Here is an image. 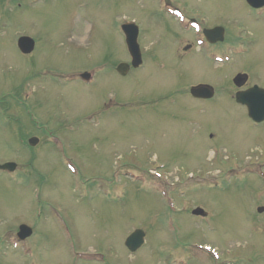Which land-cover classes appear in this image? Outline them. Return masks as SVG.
<instances>
[{
  "label": "rangeland",
  "instance_id": "rangeland-1",
  "mask_svg": "<svg viewBox=\"0 0 264 264\" xmlns=\"http://www.w3.org/2000/svg\"><path fill=\"white\" fill-rule=\"evenodd\" d=\"M5 2L0 10L6 7ZM165 3L181 6L186 15L204 24H224L236 35L247 34L235 31L241 26L253 33L248 42L256 45L245 46V51L251 49L249 54H233L221 68L202 58L204 47H197L187 58H177L179 32L166 16ZM7 10L12 19L9 23L16 24L4 29L0 23V93L11 94L5 99L6 105H15V96L23 87H35V97L44 95L46 99L33 108L39 121L62 134L59 127L64 116L57 120L53 116L64 108L71 116L95 111L91 105L103 103L104 98L110 104L98 122L94 112H90V120L87 116L78 119L81 123L64 136L65 152L59 158L47 153L45 162L37 163L39 173L31 186L25 180L10 181L7 174L0 173V264H71V249H108L104 252L109 255V251L112 257L105 264H174L181 249L185 251L193 242L215 246L221 254L229 249L228 257L244 260L240 264H263L264 212L257 213L254 202L246 205L245 197L233 193L228 195L233 203H223V194L208 189L206 174L218 167L219 160L263 159L264 126L260 130L250 128L244 120L230 118L226 112H216L208 102L191 98L186 90L199 82L221 84L225 77V88L220 86L219 91L230 89L232 93L230 79L239 68L250 73V84L257 81L264 86V13L250 16L239 0H12ZM124 20L139 28L144 65L121 77L111 68L127 58L120 32ZM21 34L40 39L29 57L15 51V35ZM32 66L37 70L46 67V71L39 70L38 78L23 74ZM88 69L96 71L95 85L60 84L63 76ZM55 73L61 75L58 80L50 78ZM109 96L113 97L111 102ZM204 106L207 110L203 112L208 111L212 122L191 126L189 120L207 118V114L198 113ZM242 113L236 109L237 115L243 117ZM10 127L13 123L0 128V161L22 160L20 153H26L9 132ZM206 128L217 129L222 138L203 143L210 139ZM226 136L230 137L224 139ZM215 145L219 156L212 161L216 149L209 147ZM64 159L72 161L76 175L64 170ZM159 163L168 169L169 174H164L170 180L167 188L175 186L169 195L176 207L180 208L183 201L188 205L191 198L208 202L212 215L208 225L204 223L210 219L207 210L205 218L191 215L196 203L189 209L182 206V212L168 211L155 186L122 175L127 169L146 171ZM18 169L20 173L26 170L22 165ZM114 174L120 180L117 189ZM188 174H194V179L187 178ZM19 176L24 179L23 174ZM177 177L180 181L171 183ZM247 180L253 181L251 197H257L264 183L254 176ZM94 190L97 195L90 197ZM116 190L122 191V199L112 196ZM62 221L69 233L63 230ZM22 222L35 225L36 233L13 249L9 246L11 237L8 244L4 237ZM138 225L145 228L146 241L130 256L123 247L124 236Z\"/></svg>",
  "mask_w": 264,
  "mask_h": 264
},
{
  "label": "water",
  "instance_id": "water-1",
  "mask_svg": "<svg viewBox=\"0 0 264 264\" xmlns=\"http://www.w3.org/2000/svg\"><path fill=\"white\" fill-rule=\"evenodd\" d=\"M129 39H130V38H129ZM129 42H130V40H129ZM138 245H139V242H135V240H132V241L130 242L129 247H130V249H135Z\"/></svg>",
  "mask_w": 264,
  "mask_h": 264
}]
</instances>
